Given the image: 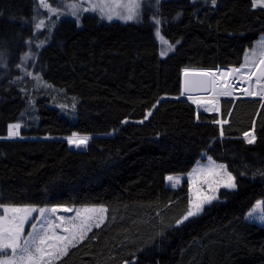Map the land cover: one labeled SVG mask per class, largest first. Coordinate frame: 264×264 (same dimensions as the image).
I'll return each mask as SVG.
<instances>
[{"label": "trees", "instance_id": "1", "mask_svg": "<svg viewBox=\"0 0 264 264\" xmlns=\"http://www.w3.org/2000/svg\"><path fill=\"white\" fill-rule=\"evenodd\" d=\"M150 15L146 7L142 23L122 24L88 14L81 27L66 19L35 34L36 17L47 16L37 0H0V203L108 209L56 264H264V226L247 220L264 199V99H222L217 114H197L179 98L186 68L245 66L264 9L163 3L162 34L177 46L165 59ZM29 41L37 56L22 71ZM167 96L176 98L160 102ZM17 123L21 139H8ZM74 133L90 137L86 151L68 147ZM205 154L227 166L236 189L177 224L189 185L167 177L187 175Z\"/></svg>", "mask_w": 264, "mask_h": 264}, {"label": "snow or ice", "instance_id": "2", "mask_svg": "<svg viewBox=\"0 0 264 264\" xmlns=\"http://www.w3.org/2000/svg\"><path fill=\"white\" fill-rule=\"evenodd\" d=\"M42 7L48 9L54 15L70 14L77 16L82 11H96L99 5L90 4L89 7L84 8L82 6L83 0H75L67 4V9L70 12L62 13L58 8L52 7L47 0H39ZM212 4L216 3V0H211ZM109 8L107 19H113V12L115 16L124 21H131L139 19L141 16L142 0H110L109 4H106ZM254 7H264V0H253ZM101 11H103L101 9ZM159 20H155V24H159ZM44 25V21H40L36 24V28L40 29ZM156 36L166 45L168 49L173 46L168 44V41L160 34L159 29L156 31ZM260 49L261 59L258 64L264 65V41L258 45ZM161 51V55H166L167 50ZM30 56L26 54L25 59H29ZM245 66H247V61ZM232 73H239L241 69H232ZM257 72L259 73L258 75ZM229 72L222 73V76L226 77L230 75ZM193 75L210 77L209 80L196 81L195 83L200 86L207 87L211 86L215 92L217 86V77L213 72H198L194 73L189 69H184L185 76V89L187 90L190 83L189 77ZM256 76V82L259 83L264 80V68L254 67L250 72L246 74L248 81L252 80L253 76ZM241 76V79H244ZM37 79H39L37 77ZM221 89H229L221 91L219 95L231 96L232 90L231 85L226 83L220 84ZM247 95L252 96L257 93L247 91ZM259 95L264 96V87L261 88ZM191 98V97H190ZM195 102V101H194ZM215 105V101H212ZM264 107V105H262ZM205 111H217L219 107L214 106L212 108H206ZM151 115V112L148 113ZM127 121H125L126 123ZM143 122V121H141ZM217 124L223 125L227 121H214ZM21 125L19 123L9 125L8 136L9 138L18 137L20 135ZM221 135H223V128L221 127ZM246 142L249 144L255 143L256 137L251 133H244ZM88 136H80L73 134L68 137V143L75 146L76 148L86 147ZM195 171V170H194ZM218 179L208 181L209 188L212 189V193L205 194L202 190H197L196 196L190 201L189 207L186 214L177 221V224L183 223L188 220L189 217L198 215L203 211V207L207 203H211L212 200L216 199V189L219 187L235 188V177L227 171L226 165H216L212 162V169ZM167 179L175 186L180 181L179 177L169 176ZM215 185V187H213ZM264 201L258 202L256 208L253 209L249 216H252L256 209L261 212L260 219L264 220V207L261 205ZM59 211L73 212L75 215L72 217L58 216L56 218H49L47 214H56ZM108 209L104 206L100 207H82L80 209H72L67 207H52V208H37L31 205L17 206L6 203H0V264H56L62 257L67 256L71 248L77 247L78 244L82 243L93 228H99L107 219L106 213ZM33 213H38L40 219L30 225L31 231L25 234V225L32 219ZM60 230V231H58ZM61 232L63 234H61Z\"/></svg>", "mask_w": 264, "mask_h": 264}, {"label": "rangeland", "instance_id": "3", "mask_svg": "<svg viewBox=\"0 0 264 264\" xmlns=\"http://www.w3.org/2000/svg\"><path fill=\"white\" fill-rule=\"evenodd\" d=\"M37 1H38V4H39V7H40L41 11L45 12L47 14V16L46 17H36V22H35V26H34L35 34L43 32L50 24H51V28L53 29V27L55 26L54 29L56 30V28L59 27V25H61L62 21L66 20V19L75 21L78 24V26L81 27L82 26V22H83V17L85 15H88V14L95 15V16L99 17L101 19V21L105 22V23L119 22V23H122V24H140V23H142L144 21V12H145V8L147 7L149 9V11L151 12L150 20L156 27L155 28V37H156V40H157V42H158V44L160 46V56H161V58L162 59L167 58L169 55L174 53V51L176 50L177 46L172 44L170 41H168L165 38V36L162 34V30H161L162 29V27H161L162 26V20H161V16H160V8H161V5L163 3H168L170 1H178V0H142V6H141V9H140V11H141L140 18L136 19V20H131V21H124L122 19L117 18L115 16L114 12L112 13L114 18L111 19V20L107 19V15L106 14L108 13L109 8L106 6V4H109L110 0H83L82 6L84 8L89 7L90 4H96V5H99V7L97 8L96 11H82V12H79L78 13V17L77 16H72L70 14H63V15H59V16L54 15L53 13L48 11V9L42 7L40 5V3H39V0H37ZM193 1H197V0H193ZM47 2L49 3V0H47ZM70 2H75V0H58V6H55V7L58 8L59 11L62 12V13L70 12L71 10L67 9V7H66L67 4L70 3ZM52 7H54V6H52ZM255 8L264 9V7H255ZM101 9L103 11H101ZM49 20H51L50 23H48ZM155 20H159L160 23L158 25L155 24ZM40 21H44V25L40 29H37L36 28V24L39 23ZM54 29H53V31H54ZM157 29H159V32L164 37V39L166 41H168V44L173 46L171 49H168V45L164 44L159 39V37L156 36ZM262 41H264V35L261 36L259 38V40L255 42V45H254L253 49L248 50L246 52V54L244 56V62L246 64V61H247V66H240V67H256L258 65L259 59L262 58L261 55H260V49H259L258 45ZM28 46H29L28 51L22 57V62H21V66H20V69L22 71L28 70L30 64L32 63V61L37 56V54H36V52L34 50V47H36L38 45L36 43H33L32 41L31 42L29 41L28 42ZM40 47H42V46H40ZM165 49H168L167 50V54L162 56L161 55V51H163ZM26 54L30 56L29 59H25ZM2 60H5L4 61L5 62L4 65H6L7 64V57L5 59H2ZM195 70H207L208 71V70H213V69H199V68H197ZM251 83L249 81V82L246 83V85L248 86V85L251 84L252 87H254V88H257V85L264 87V82L257 83L256 80L253 79V80H251ZM190 97H183V98L187 99L189 102H191V103H193L195 105L196 113H203V114H213V113H216V111L215 112H213V111L212 112H209V111H204V112L202 111L201 112V110H199L197 105H196L198 100L202 101V102L218 101V107H219V104H220L222 99H242V98L264 99V96H261V95H252V96H249V95L248 96H219V95H215V94H212V95L204 94V95H197V96H190ZM80 136H82V135H80ZM41 138L42 137H39V138H36V139H41ZM8 139H21V136L19 135L18 137H12V138H8ZM30 139H33V138L30 137ZM67 144H68L69 148L76 150V147L73 146V145H70L68 143V140H67ZM212 162H215V161L212 158H210L208 155L205 154L203 156L202 160L197 162V164L194 166V168L187 175L173 176V177H179L180 178V181H179L178 184H175V186H173V184L168 180V185L169 186H173V187H180L185 181H187L188 185H189V190H190V201L196 196L197 190H202L205 194H209L210 195L212 193V189L209 188L207 182L218 179V177L215 175V172L214 171H210L212 169ZM215 164L216 165H221L220 163H217V162H215ZM227 171H228V169H227ZM213 187H215V185H213ZM235 189H236V187L235 188H225V187H222V186L219 187L218 189H216V192H215L216 197H217L216 199L212 200L211 203L205 204L204 207H203V211H201L198 215L189 217L188 220H185L183 223H180V225L186 223L187 221H189L190 219H192L194 217H197V216L201 215L204 212V210L206 209V207L212 205L214 202L219 201L220 200V192L222 190H235ZM262 201H264V199H261V200L257 201V203L258 202H262ZM256 204L254 205V207L251 209V211L249 213L253 212V209L256 208ZM52 207H62V206H50V207H43V208H52ZM64 207H67V206H64ZM82 207H90V206H71V207H67V208H72V209L76 210V209H80ZM95 207H100V206H95ZM261 207H264V204H262ZM37 208H39V207H37ZM249 213L247 215V220L249 222L256 223L258 225L264 226V220L260 219L261 212H260L259 209H256V211L253 213L252 216H249ZM47 215L49 216V218H53V219L58 217V216L72 217V216L75 215V211H73V212L59 211V212H57L54 215L50 214V213L47 214ZM106 216H107V213H106ZM37 219H40L38 213H33L32 219H30L29 222L25 225V229H24L25 234H27L28 232L31 231L30 225L32 223L36 222ZM95 229L96 228H93V230H95ZM58 231H60V230H58ZM61 234H63V233L61 232Z\"/></svg>", "mask_w": 264, "mask_h": 264}, {"label": "bare ground", "instance_id": "4", "mask_svg": "<svg viewBox=\"0 0 264 264\" xmlns=\"http://www.w3.org/2000/svg\"><path fill=\"white\" fill-rule=\"evenodd\" d=\"M256 67L257 68H264V65L258 64ZM252 68H254V67H239V68L221 67L218 69L208 70L207 72L215 73L216 77L218 78L215 92L213 91V89L211 87V91L208 95H212V94L219 95V93L221 91L229 90V89H221L219 87L220 84H224V83L231 85V90H232L231 96H248L246 94L247 91H251V92L257 93L256 95H259V92L261 91V88L263 86L257 85V88H254L251 85L252 84L251 81H250V83H251L250 85H248V86L246 85V83L249 82L246 78V74L248 72H250ZM232 69H241V72L232 73L231 72ZM224 72H229L231 74L224 77V76H222V73H224ZM258 74L259 73L257 72L256 75H258ZM241 76H244L245 78L241 79ZM253 79L256 80L255 75L252 77V80ZM260 82H264V80H261ZM219 96H222V95H219ZM196 105H197L198 109L201 110V112L202 111L204 112L206 108H212L214 106H218V101H215V105H214L212 102H202V101L198 100ZM209 112H212V111H209ZM213 112H215V111H213Z\"/></svg>", "mask_w": 264, "mask_h": 264}, {"label": "water", "instance_id": "5", "mask_svg": "<svg viewBox=\"0 0 264 264\" xmlns=\"http://www.w3.org/2000/svg\"><path fill=\"white\" fill-rule=\"evenodd\" d=\"M228 68H232V67H228ZM238 68V67H236ZM190 71L194 72V73H198V72H207V70H195V69H189ZM189 85H188V88L187 90L185 89V76H184V70L181 74V95L179 98H183V97H190V96H197V95H204V94H209L210 91H211V86H207V87H203V86H200L199 84L195 83L196 81H201V80H209L211 79L210 77H203V76H198V75H193V76H190L189 78ZM170 98H176L174 96L172 97H163L160 102L166 100V99H170ZM218 112H216L217 114ZM199 114H203V113H199ZM66 140H68V138H65ZM88 145H89V141L87 143V146L86 147H81V148H76L75 151H78V152H84L87 150L88 148ZM72 150V149H71Z\"/></svg>", "mask_w": 264, "mask_h": 264}]
</instances>
